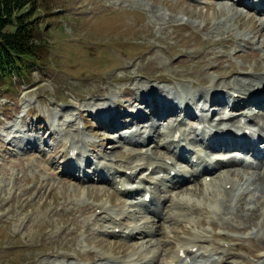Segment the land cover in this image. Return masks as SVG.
<instances>
[{
	"label": "rangeland",
	"instance_id": "374dc122",
	"mask_svg": "<svg viewBox=\"0 0 264 264\" xmlns=\"http://www.w3.org/2000/svg\"><path fill=\"white\" fill-rule=\"evenodd\" d=\"M46 2L48 10L43 5L38 12L42 59L28 77L15 74L11 84L0 88V264H125L132 257L137 260L131 264H143L150 237L122 236L109 226L141 225L153 214L129 206V197H122L125 202L118 198L113 190L118 174L105 181L98 175V181L90 172L102 164L106 174L140 164L126 176L133 177L134 185L154 182L161 173H150L154 168L146 155L153 159L165 153L155 148L162 136L149 144L144 139L165 132L168 140L169 131L182 132L183 127L193 147H199L202 136L190 129L181 106L186 107L184 116L191 115L194 101L204 102L201 97L207 94L219 102L211 107L218 113L213 123L229 115L234 118L230 127L237 130L238 117L246 114L264 126L262 109L256 106L219 109L226 104L219 98L231 96L237 81L264 79V12H248L237 0ZM165 100L170 101L164 106ZM168 106L176 113L166 112ZM106 112L113 126L101 122ZM121 112L130 117L117 119ZM196 112L205 116V111ZM69 115L72 122L65 120ZM127 121L134 123L132 135L143 145L123 144L116 127ZM69 148L78 150L72 163L78 157V165L91 160L90 165L78 172L73 164L65 167ZM257 163L235 167L246 179L235 191L214 182L208 188L214 193L204 186L193 196L194 187L187 185L185 193L197 205L186 209L190 221L155 219L154 228L163 225L154 238L162 242L163 259L198 232L210 241L211 253L192 255L189 262L195 258L197 264H215L227 252L229 262L264 264V188L256 181L264 176L259 168L264 162ZM84 172L90 175L80 180ZM168 183L173 182L158 183L160 190ZM164 202L154 212L170 216ZM108 209L114 218L106 226L101 213Z\"/></svg>",
	"mask_w": 264,
	"mask_h": 264
},
{
	"label": "bare ground",
	"instance_id": "6f19581e",
	"mask_svg": "<svg viewBox=\"0 0 264 264\" xmlns=\"http://www.w3.org/2000/svg\"><path fill=\"white\" fill-rule=\"evenodd\" d=\"M240 2H243V4H245V5H248V6H246L247 7L246 9H248V11H252V10H254V8H256L257 9L256 12H264V9H263L264 0H240ZM240 2L238 3L239 5H241ZM260 26H261V24L259 26H257V27H260ZM255 71L260 72V69L256 67ZM257 76L260 77L259 74ZM248 81L249 82H247V81L246 82L245 81H237V86L238 87L235 88V89L232 88V92H230L231 96L234 95V94L238 96L237 97V105L235 107H236V109H238V107L240 105H242V106H240L241 108H244L247 105H252L253 107L256 106L257 108H259V110L262 109V116L264 118V86L262 85V84H264V79L263 78H260V79L258 78V80L249 79ZM258 83H260V85H258ZM210 97L211 96L207 94L204 97H201V99L206 98V100L203 102L205 107H207L206 105L211 104L212 105L211 107L213 108L214 105L219 104V102H218V99H216V101H215L214 99L211 100ZM219 99H221L224 102H226V100H227V98H224V97L223 98L221 97ZM136 101H138V100H136ZM167 101H170V100H165L163 102L164 106L166 105L165 103ZM154 103H156V102L152 101L151 105H153ZM180 104H185V102L181 101ZM185 108L186 107L184 105H182L181 106V112H184ZM250 108H252V107L250 106ZM152 109H153V107H152ZM154 110H157V107H156V109L154 108ZM173 110H174L173 108L168 106L167 109H166V112L168 111V112H172V113L175 114L176 111L173 112ZM122 113L123 112L120 113V115H119V117L117 119H126V118L130 117V113H124V114H122ZM115 115H117L116 112L113 114V116H115ZM243 117H246L244 119H247L246 114L243 115ZM112 118L113 117H111L110 114L108 112H106L105 115H102L103 121H101V122H103L104 124H108L109 125V123H111V121H112ZM137 118L140 120L141 119V115H139ZM145 119L148 120L147 117ZM65 120L67 122H72L73 121V117L71 115H69V116L66 117ZM247 120H251L252 121L251 123L257 122L256 118H253V119L250 118V119H247ZM127 122H129V121H127ZM131 124H134V123L129 122V125H131ZM245 124L248 125L247 122H245ZM111 125L113 126L112 123L110 124V126ZM131 126H133V125H131ZM177 126L178 125H176V128H177ZM238 127L239 128L240 127L243 128V124H242L241 121H240V124H239ZM71 128H72V130H76L73 125H71ZM216 129L218 130L217 132H222L223 131V126L222 125L217 126ZM132 132L134 133V131H132ZM161 136H162V138L160 139V142H159L160 144L156 145L155 148H157V147L158 148L159 147L165 148V147L170 146L172 144L171 139L166 140L165 137L167 136V133H165V132L158 133L156 136H154V137H152L150 139L145 138L144 142H146V144H149L151 141H153L152 140L153 138H156V137L160 138ZM183 136H184V134H182L181 131H177V129H175V128L172 131H169V137L172 138V140H174V138H177V137L180 138L181 137L180 141H182ZM233 137H235V135L232 134L228 139H230V138L232 139ZM218 139H219V137H218ZM138 143H140V141H138ZM138 143L135 142L134 145H136ZM249 146H250V148L252 146L250 144V142L247 145V147L249 148ZM183 151L184 150H180L178 155H175V157H177V159L179 158L180 160H182L181 157H182V152ZM66 153H67L66 156L68 158V161L65 163V167H69L71 164H74V163H71L72 162V158L71 157H75V156H77V154H76V152H74V150H71L70 148L68 149V151ZM168 155L172 156L171 153H168ZM151 156H152L151 154H148V156L146 155L148 160L152 161V163H150V165L151 164H159L157 162L164 163V164L158 165L156 167L157 168H162L163 167L165 170L168 171V174H167L168 176L165 179H169V177L171 175L170 173L172 171H174V172H177V176L174 178V179H176V184L184 181L183 185H180V186L178 185L179 187H176V185H174L172 187V190L169 191L171 193L170 196L164 198L165 202H164V206H163L164 208L163 209L164 210L167 209L168 211H171L170 216L162 217L163 215H161V214H159L157 212H154L155 210H151L150 208H148V211L153 214V217H150L148 220L143 221V223L141 225H136V226H133V227L125 226L126 228H122L121 224H116V225H119V226H115V224H111L112 226H109L110 225L109 221L113 220L114 213L111 212V210L108 209V210H105V211H103L101 213L102 214L101 219L102 220L105 219L104 223H102V224L103 225L108 224L106 226H109V228L112 230L111 232L120 233V235H122V236L125 235V236L131 237V238L139 237V238H142V239L150 237V239L145 242L147 244L146 247L150 248V249H147L148 253H146L145 257L142 258L144 260V261H142L143 264H147V263L148 264H192L191 263L192 261L189 262V260H188V257H190L192 255H197L198 253H200V254H203V255L204 254L205 255L208 254L207 256H210L209 254L211 252H209V250H208V247H209L208 243L210 241H208L206 236L202 235L201 233L195 232V233H193L194 237L191 236L192 239L188 240L187 242H185L183 244V246H181L177 252L172 253L171 257L169 259H167V258L163 259V256L165 254L163 255L162 252H161V250H163L162 246H161L162 242L159 241L158 238L154 239L155 236L158 233H160L159 231L161 229H163V228L161 227L162 224L156 225L157 227L154 228V225L157 224L155 219H157L158 221H163V222H165L166 220L178 221V220H181V219H186V220L190 221V218H189V216L187 214V212H188L187 210H191V208L193 206H194V208H196L197 205L194 204L193 202H191L192 201L191 198L189 196H187V193H185V191H187V189H185V188H189V187L193 186L194 189L189 192V194H191L193 196L197 195L198 193L201 194V187H204V186H206L205 187L206 188L205 191L208 190L209 192L214 193L215 192L214 189H212V190L208 189L209 187H214L215 186L214 184L220 185V187H222V188H229L230 190L235 191V190L238 189V187H241V183L242 182H246V179H245V176H244V174H245L244 171L242 172V170L241 171H239L237 169L235 170V167H237V165H239V166L243 165V162L236 161V160H231V159L226 160V161H224L222 159L220 161H214V163L216 165L214 167H212L210 170L206 167L207 170H204L205 173H203V174L197 173L193 169L189 168L191 170V173H193L192 176H196L197 177V178H193L192 179L193 181H191V182H195V183L198 182V181L200 182V184L192 185V184H190L191 182L188 183L187 180L185 178H183V174L182 173H178V171H180V170L177 171L176 168H174L173 165L170 166L169 164H165L164 159L166 157H165L164 154L161 155V156L154 155L153 157H155V158H153V159L151 158ZM190 158L191 159L192 158H197V160L199 162H202L203 164H205V162H204L205 160L203 158H201V156L199 154H197L196 152H192L191 155H190ZM75 160L79 161V158L76 157ZM218 165H220V167L222 169H224L225 172L222 173L221 175L218 174L215 177V174L217 173L216 169H217ZM258 165H259V163H256V166H258ZM188 166L190 167L189 164H188ZM139 167H140V164H136L135 166H131V167L125 168V172L127 170H130V171L135 170V169H137ZM206 168H203V169H206ZM259 168L261 169V173L264 175L263 168L261 166ZM121 172H123V171H121ZM98 175H99V178H101V180H104L108 176V175H106V177H105V175H103V174L101 175V173H98ZM86 176H88V175H86ZM208 177L211 178V179L209 178V182L207 181ZM212 177H213V179H212ZM256 181L259 182L258 185L261 187V189H263L264 188V176H263V178L261 176H258ZM212 183H214V184L211 186ZM188 184H190L191 186H189V187L186 186ZM120 185H121V188H122V189H120V192L124 196L129 197L132 200H135L140 195V191L141 190H139V187H135L134 181H133V179L131 177H128V179L126 181L121 182ZM130 186H131V188L129 189ZM181 186H186V187H181ZM197 186H199V187H197ZM148 188H150V189L149 190L148 189L147 190L146 189L145 190L142 189V190H144V193H143L141 199L138 201V204L145 205L146 202H144V197H145L146 193H148V192H150L153 195L152 200H155L156 197L159 198L158 195H156V192L150 186ZM244 190H248V189H244ZM222 202H224V205H226V206H230L229 204L231 203V202L228 201V199H225L224 197L222 198ZM27 206L28 205L21 206V209H25ZM43 206L44 205H42V207ZM213 212L214 213H219L216 210H213ZM203 249H204L203 252H199V251H201ZM194 250H195V252H194ZM181 253L185 254V256H182ZM225 253L227 254V252H222V254L218 257V259L214 260L213 263H215V264H238V263L233 262V261L229 262L228 258H226ZM133 260H137V258H133L132 257L131 259L128 260L129 262L127 261L128 263L126 262L125 264H131L132 262H135Z\"/></svg>",
	"mask_w": 264,
	"mask_h": 264
},
{
	"label": "trees",
	"instance_id": "16d2710c",
	"mask_svg": "<svg viewBox=\"0 0 264 264\" xmlns=\"http://www.w3.org/2000/svg\"><path fill=\"white\" fill-rule=\"evenodd\" d=\"M46 0H0V88L15 74L28 77L42 59L41 7ZM48 10V9H47Z\"/></svg>",
	"mask_w": 264,
	"mask_h": 264
}]
</instances>
